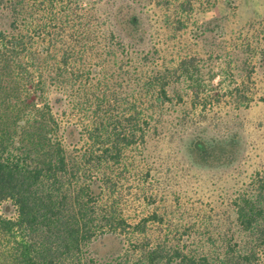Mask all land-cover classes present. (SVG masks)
<instances>
[{"label": "rangeland", "instance_id": "obj_1", "mask_svg": "<svg viewBox=\"0 0 264 264\" xmlns=\"http://www.w3.org/2000/svg\"><path fill=\"white\" fill-rule=\"evenodd\" d=\"M22 4L16 18L0 12V24L22 41L45 96L61 100L58 121L79 135L65 148L90 149L94 133L107 149L117 140V160L105 156L102 164V202L130 224L155 216L142 235L128 237L183 239V253L207 264H234L264 249L257 252L255 240L264 231V0ZM123 14L134 27L122 28ZM229 136L232 159L199 166L187 158L190 139ZM244 201L262 209L248 230L236 214Z\"/></svg>", "mask_w": 264, "mask_h": 264}, {"label": "trees", "instance_id": "obj_2", "mask_svg": "<svg viewBox=\"0 0 264 264\" xmlns=\"http://www.w3.org/2000/svg\"><path fill=\"white\" fill-rule=\"evenodd\" d=\"M23 8L22 0H0V12L10 9L13 18ZM127 15L120 23L124 29L136 22ZM24 54L20 38L0 24V264H97L100 259L103 264H133L132 257L135 264H207L204 257L183 253V239L167 245L128 237L142 235L155 216L130 224L102 202L107 187L102 164L105 156L117 160L118 141L107 149L94 133L89 135L91 148L72 155L64 142L75 146L77 131L58 121L61 100L45 96L44 82ZM71 54L72 49L62 51L63 67ZM234 146V136L206 142L194 138L185 150L191 163L212 166L232 159ZM244 204L236 214L248 230L262 209ZM255 240L259 252L263 230L258 229ZM124 243L131 248L123 249ZM108 245L100 254L98 248ZM117 248L121 251H113ZM245 254L234 264H264V249L259 258L255 250Z\"/></svg>", "mask_w": 264, "mask_h": 264}]
</instances>
